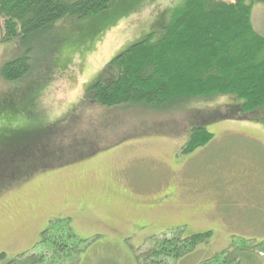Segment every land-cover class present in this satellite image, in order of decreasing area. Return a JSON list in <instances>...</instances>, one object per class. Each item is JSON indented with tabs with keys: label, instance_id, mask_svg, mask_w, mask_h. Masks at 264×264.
Wrapping results in <instances>:
<instances>
[{
	"label": "rangeland",
	"instance_id": "374dc122",
	"mask_svg": "<svg viewBox=\"0 0 264 264\" xmlns=\"http://www.w3.org/2000/svg\"><path fill=\"white\" fill-rule=\"evenodd\" d=\"M187 1L113 0L93 18L62 21L31 43V72L16 82L3 69L29 47L4 42L0 22V254L32 250L67 219L85 242L79 264H141L139 253L208 231L162 264H216L245 241L264 243V113L239 116L226 94L106 107L90 90L120 53L159 40ZM251 14L264 35V3ZM202 121L213 139L193 148ZM21 145L28 157L14 160Z\"/></svg>",
	"mask_w": 264,
	"mask_h": 264
},
{
	"label": "trees",
	"instance_id": "16d2710c",
	"mask_svg": "<svg viewBox=\"0 0 264 264\" xmlns=\"http://www.w3.org/2000/svg\"><path fill=\"white\" fill-rule=\"evenodd\" d=\"M112 1L0 0L3 41L18 40L29 47L24 56L5 65L4 79L20 81L31 72V43L55 25L72 17L93 18L108 10ZM258 2L264 0H188L174 11L159 40L150 35L114 58L90 89L95 101L106 107H151L183 97L226 94L236 96L239 116L264 113V35L255 29L251 14ZM113 70L118 77L106 79ZM203 122L191 127L189 145L193 148L213 139ZM191 152L187 146L181 151L183 155ZM211 236L208 231L183 241L162 242L139 253L138 260L162 264L161 257L179 259ZM85 248L67 219L51 223L32 250L12 258L0 254V264H79ZM260 254H264V243L252 246L245 241L213 260L216 264H261Z\"/></svg>",
	"mask_w": 264,
	"mask_h": 264
},
{
	"label": "flooded vegetation",
	"instance_id": "af4514ba",
	"mask_svg": "<svg viewBox=\"0 0 264 264\" xmlns=\"http://www.w3.org/2000/svg\"><path fill=\"white\" fill-rule=\"evenodd\" d=\"M22 148L24 149V146L23 145H21L18 149H15L16 150V153H15V151L12 152V154L14 153L12 155V157L14 158V160H16L17 158H21L22 161L24 160V158L27 159L28 155L27 156H24L23 149Z\"/></svg>",
	"mask_w": 264,
	"mask_h": 264
},
{
	"label": "snow or ice",
	"instance_id": "6c2138e0",
	"mask_svg": "<svg viewBox=\"0 0 264 264\" xmlns=\"http://www.w3.org/2000/svg\"><path fill=\"white\" fill-rule=\"evenodd\" d=\"M62 151H67L68 153H71L74 151V146L73 145H69L67 146L66 149H62Z\"/></svg>",
	"mask_w": 264,
	"mask_h": 264
}]
</instances>
